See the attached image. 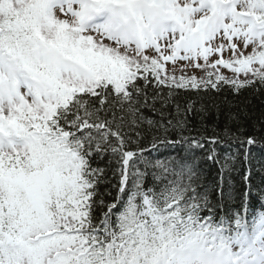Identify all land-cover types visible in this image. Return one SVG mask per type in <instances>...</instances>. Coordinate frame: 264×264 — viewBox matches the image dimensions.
Returning <instances> with one entry per match:
<instances>
[{
  "label": "snow or ice",
  "instance_id": "snow-or-ice-1",
  "mask_svg": "<svg viewBox=\"0 0 264 264\" xmlns=\"http://www.w3.org/2000/svg\"><path fill=\"white\" fill-rule=\"evenodd\" d=\"M244 90L264 0H0V264H264V113L181 99Z\"/></svg>",
  "mask_w": 264,
  "mask_h": 264
},
{
  "label": "trees",
  "instance_id": "trees-1",
  "mask_svg": "<svg viewBox=\"0 0 264 264\" xmlns=\"http://www.w3.org/2000/svg\"><path fill=\"white\" fill-rule=\"evenodd\" d=\"M182 100H196L198 101L196 107L199 108L202 103L208 109V114L206 116V121L211 123L215 121L217 113L220 116L221 126L224 122H226L227 116L229 113H237L240 114L243 118L245 113L251 120H258L261 116V113H264V94L252 92L250 90H244L240 95H233L230 91H225L220 94L210 93L208 95L201 94L200 97H196L194 95L191 96H182ZM157 107H160L159 102H157ZM144 114L151 116L152 113L148 109H144ZM195 122H198L195 121ZM205 175L203 176L202 183L207 184L209 186L208 197L210 200L216 198L215 193L212 191V188L219 181V176L217 175V171L214 167L205 166ZM235 176V181L233 183L239 181L240 177L233 173ZM231 204H235V201L230 202ZM261 209L259 204H255L253 207V213ZM223 214V213H221Z\"/></svg>",
  "mask_w": 264,
  "mask_h": 264
},
{
  "label": "rangeland",
  "instance_id": "rangeland-1",
  "mask_svg": "<svg viewBox=\"0 0 264 264\" xmlns=\"http://www.w3.org/2000/svg\"><path fill=\"white\" fill-rule=\"evenodd\" d=\"M194 71H195V70H194ZM195 74H196V75H200L199 71H196Z\"/></svg>",
  "mask_w": 264,
  "mask_h": 264
}]
</instances>
